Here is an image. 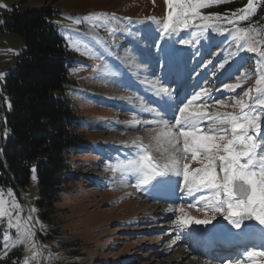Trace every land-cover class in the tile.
I'll list each match as a JSON object with an SVG mask.
<instances>
[{"label":"rangeland","instance_id":"rangeland-1","mask_svg":"<svg viewBox=\"0 0 264 264\" xmlns=\"http://www.w3.org/2000/svg\"><path fill=\"white\" fill-rule=\"evenodd\" d=\"M226 1L230 0L211 3L201 8L200 14L203 16L208 8ZM0 4L6 5V8L0 7V88L23 48L21 37L1 29L4 16L15 8L27 10L51 7L60 12L56 25L66 42L70 81L74 83L65 88L69 90V99L81 120L76 128L81 138L77 143L79 151L71 159L76 174L69 177L71 183L65 185L52 207L42 208L37 205L38 186L35 175L24 191L0 186V193L5 200L19 204L22 220L31 216L37 245L36 249H30L25 244L12 246L15 229L9 228L8 217L0 218V264H217L202 260L191 252L193 245L189 241L195 229L213 232L229 223L222 213L210 211L204 206L211 193L204 189L189 192L182 177L174 174L158 176L149 184H140L134 174H122L116 170L117 165L122 162L138 158L145 147L150 149L155 160L163 162L166 153H162V149L157 151V148L153 151L154 147L148 146V140L153 135L150 131L158 133L164 127H145L140 123L138 130H132L131 124L144 117L124 107L106 106L108 104L102 102L110 95L118 96L132 91L127 84L119 87L112 81L117 73L122 75V62H134L131 59L134 42L124 46L127 41L121 30H117V23L122 25L128 22L137 36H141L138 21L139 24L162 33V22L169 11L165 0H0ZM90 14H107V18L93 16L92 19L85 20ZM204 23L200 19L190 21L189 27L178 29L174 34L176 37L173 36L170 41V50L178 48L184 55L182 68L180 67L186 84L184 92L187 91L186 95L190 98L193 93L210 90L207 96L195 103L196 110L200 107L201 100H207L205 110L210 114L238 113L240 109L235 106V100L243 98L247 101L248 97L244 93L248 89H252L251 95H256L257 74L264 72V58H260L258 52H249L240 46L237 57L231 58L229 37H232L230 32L234 30H221L227 26L225 21H208L216 24L218 30L201 28L200 25ZM237 28L248 30L238 25L234 27ZM250 28L253 30L251 35L257 42L256 47L264 51V25ZM89 30L97 32L105 42L102 45L95 43L90 38ZM185 40L189 43H180ZM158 55L159 53L157 58L160 57ZM165 60L164 57L158 58L153 67L152 95L156 100V106H153L157 114L169 110L171 105L164 109L165 112L162 111L163 101H171L176 87L165 86L171 93L170 96L158 94V89L163 87L160 82L163 81L160 78L162 70H158L156 65L157 61L163 63ZM221 64L224 65L223 68L220 67ZM111 69L112 73L107 75ZM175 69L179 71V64ZM225 85L238 86L228 89ZM133 95L140 108L148 105L141 95L134 91ZM219 100H223L224 104L216 103ZM180 105L182 103L174 106ZM192 106L193 104L189 105V108ZM256 114V135L260 138L264 129V111L257 109ZM173 120L174 118L169 121V126ZM203 127L206 129L207 124ZM173 131H177L176 128ZM257 143L261 149L260 154L264 155V147H261L264 140H258ZM123 144L132 153L127 159V155L122 154ZM161 146L168 147L163 140ZM180 146L182 148V143ZM203 159V156H198L193 161L189 156L185 162L189 164L190 170H195L203 166ZM160 182L165 183V188H177L164 190ZM16 215L17 212L13 211V223ZM181 217L191 222L178 224ZM196 220L209 222L197 224ZM233 230L237 231L236 228ZM6 237H11L7 243ZM18 252L21 257L16 260ZM33 252L37 253L35 258H32ZM184 252L189 254V259L181 258ZM253 256L255 260L264 263V250L255 252Z\"/></svg>","mask_w":264,"mask_h":264},{"label":"snow or ice","instance_id":"snow-or-ice-1","mask_svg":"<svg viewBox=\"0 0 264 264\" xmlns=\"http://www.w3.org/2000/svg\"><path fill=\"white\" fill-rule=\"evenodd\" d=\"M165 2L169 11L162 22L160 29L162 33L175 34L180 28H188L190 21L196 19L205 21L200 25L201 28L218 30L216 24L208 23L213 17L202 16L199 10L211 3H220L221 0H165ZM0 7L6 8V5L0 4ZM254 10L255 0H247L244 8L223 19L229 23H238L247 20ZM93 16L107 18V14H90L84 19H92ZM215 19L218 21L222 17L217 15ZM252 31L251 28L248 30L237 28L230 34L234 41H242L241 48L249 52H258L259 57L264 58V51L256 47L257 42L251 35ZM180 43L189 42L185 40ZM220 67L223 68L224 65L221 64ZM257 75L256 95H251L252 89H248L244 93L248 97L247 101L243 98L235 100V106L240 109L238 113L210 114L205 110L207 100H201L197 110L188 111L189 105L207 96L210 90L193 93L177 108V115L171 126L167 120L159 121L166 131L158 133L154 139L157 141V151H160L161 137L163 143L168 145L164 149L166 155L163 156V162L155 160L150 149L145 147L138 158L122 162L117 165L116 170L122 174H134L140 184H149L158 176L177 175L182 177L189 192L200 189L209 191L211 195L205 200L204 206L210 211L222 213L224 219L234 228L239 229L247 219H254L260 225H264V155L260 154L261 149L257 143L259 137L256 135L258 129L256 110L264 111V72ZM237 86L225 85V88L234 89ZM159 93L171 95L169 90L163 87L158 89ZM216 103L223 105L224 101L219 100ZM205 124L206 129L203 127ZM174 128L178 130L173 131ZM189 156L193 161L197 160L198 156H203L204 159L201 161L203 166L190 170L189 164L185 162ZM13 211L17 212L15 223L12 219ZM21 211L19 204L5 200L0 193V218L8 217L9 228L15 229L12 246L25 244L30 249H36L32 218L29 215L22 220ZM190 222L181 217L178 224ZM208 222L195 221L197 224ZM9 239L11 237H6V243ZM36 255L37 253L33 252L32 258Z\"/></svg>","mask_w":264,"mask_h":264},{"label":"trees","instance_id":"trees-1","mask_svg":"<svg viewBox=\"0 0 264 264\" xmlns=\"http://www.w3.org/2000/svg\"><path fill=\"white\" fill-rule=\"evenodd\" d=\"M247 0H233L205 12L226 21ZM51 7L21 10L4 16L2 30L22 38L23 48L0 88V186L25 190L35 175L37 205L52 207L69 177L71 159L81 141L79 118L69 99L70 60ZM217 21V20H216ZM242 25H264V0H255L254 13ZM231 24V23H230ZM236 23H232L234 25ZM35 170V171H33ZM21 257L16 254V260Z\"/></svg>","mask_w":264,"mask_h":264},{"label":"bare ground","instance_id":"bare-ground-1","mask_svg":"<svg viewBox=\"0 0 264 264\" xmlns=\"http://www.w3.org/2000/svg\"><path fill=\"white\" fill-rule=\"evenodd\" d=\"M116 26L119 28V24L118 23H117ZM89 33H90V36L96 42H98L100 44H102L104 42L103 39L95 31L89 30ZM130 38L133 40V42L135 44V47L137 49L136 50V54L138 53L137 54L138 56L135 55L137 58H134V59L131 58L132 60H134V62H131V61L130 62H126V61L123 62V65H125V74L127 75V78H123L122 76H119L117 78V76H116V77H114V80H112V81H114V83L117 86H119V87L120 86L122 87L123 86L122 84H125L126 82H128L129 87L132 90H134V91L136 90V92L139 95H141L143 98L147 99L146 101L148 102V105H145V107L140 108L139 105L137 104L138 102L137 103L135 102V97H133V92L121 94V95H118V96L110 95V96H108V98H106V99L104 98L102 102L105 103V104L107 103L108 105H112L113 107H117V108L122 106V107H124V108H126V109H128V110H130L132 112L139 113L142 117H144L143 120H138L137 119V121H135V122H133L131 124V129L132 130L136 129L140 123L143 126H145V127H155L157 125H162V124L158 123V121H160L161 119L170 121L169 119L172 117L173 113L171 111H169V110L167 112L163 111V112L166 113L165 118H163L162 115L157 114V112L155 111L156 108L154 106H156V101L154 100L153 96L151 95V89L153 88L152 79H151V69H153V66H154V63H155L154 60L156 58H151L150 59V57L148 55V52H147V51H153V50L157 49V47L160 48L161 47L160 46L161 42H159L155 38V35L153 33H150V32H148L146 30L143 33V38H141L140 36H136V35L130 36ZM130 47H132V46H130ZM131 51H133V50H131ZM179 55H180V50H178V49H175L171 54L166 53V56H167L168 60L165 61V63H166V69L168 71H171L173 65L177 62L178 58L181 57ZM130 65H135V67H133V68H134L135 71H137V73H138L139 70H142L144 72V74L143 75H138V76L133 75L132 73H130V71H134V70L131 69ZM163 65H165V64H163ZM178 96H179V94H178ZM164 102L165 101H163V106H164L163 108L164 109L167 108L170 105H171V107L169 109H172V107L174 106L173 102H171V104L169 102H166V103H164ZM194 105L195 104L193 103V106L191 107V110H193V111L196 110ZM144 119H146V122H143ZM100 121L101 120H99V122ZM138 128H140V127H138ZM138 128H137V130H138ZM176 130H178V129H176ZM163 131H166V129L162 128V130H160L158 133H161ZM158 133H154V131H150V134H153V135H151L149 137L148 146L149 147H154L153 151H155V149L157 148L156 147L157 146V141L154 138L156 137V134H158ZM162 140H163V138L161 137V142H162ZM121 147H122V154L123 155H127V157L131 156L130 154H132V153H131L130 148H127L126 146H124V144ZM160 149H162L161 151H163L162 153H164V149H165L164 146H160ZM159 153L162 154L161 152H159ZM232 229H234L233 225L224 226V227H222L220 229L214 230L212 233H209V235H211V236H215L216 235V236L224 237V238H226L225 239V243H229V242L234 243L235 240L237 238H239L240 236H243V235L249 236L250 234H252L254 232L258 233V232L262 231V228H260V225H257L253 231H250V232H247V233H244L242 230H239L238 231V235H236L232 239L231 236H230L231 235L230 233H231ZM195 233H196V235L200 234L199 231H196ZM205 235H208V234H205ZM230 239H231V241H230ZM258 239L262 240V239H264V237L259 236ZM246 240L248 241L249 239L247 238ZM241 241H244V240H241ZM188 255L189 254L187 252H184V253L181 254V258L182 259L183 258L189 259Z\"/></svg>","mask_w":264,"mask_h":264},{"label":"water","instance_id":"water-1","mask_svg":"<svg viewBox=\"0 0 264 264\" xmlns=\"http://www.w3.org/2000/svg\"><path fill=\"white\" fill-rule=\"evenodd\" d=\"M253 219H247L243 221L244 228L248 229L252 227Z\"/></svg>","mask_w":264,"mask_h":264}]
</instances>
